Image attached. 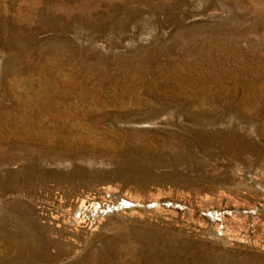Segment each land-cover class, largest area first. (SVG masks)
<instances>
[{"label": "rangeland", "instance_id": "374dc122", "mask_svg": "<svg viewBox=\"0 0 264 264\" xmlns=\"http://www.w3.org/2000/svg\"><path fill=\"white\" fill-rule=\"evenodd\" d=\"M0 264H264V0H0Z\"/></svg>", "mask_w": 264, "mask_h": 264}, {"label": "bare ground", "instance_id": "6f19581e", "mask_svg": "<svg viewBox=\"0 0 264 264\" xmlns=\"http://www.w3.org/2000/svg\"><path fill=\"white\" fill-rule=\"evenodd\" d=\"M49 131H50V130H49ZM60 135H61V134H60ZM82 136H83V135H82ZM82 136H81V137H82ZM61 137H62V136H61ZM65 138H66V137H65ZM84 138H85V137H84ZM84 138H83V139H84ZM88 139H91V138H88ZM67 140H68V139H67ZM91 140H92V139H91ZM88 141H89V140H88ZM20 232H21V231H20ZM83 262H84V261H83Z\"/></svg>", "mask_w": 264, "mask_h": 264}]
</instances>
